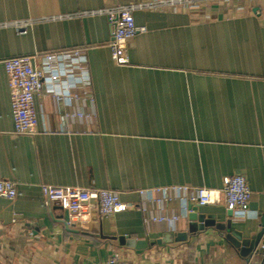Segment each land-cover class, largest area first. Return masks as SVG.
Here are the masks:
<instances>
[{"label":"crops","instance_id":"0c3cea01","mask_svg":"<svg viewBox=\"0 0 264 264\" xmlns=\"http://www.w3.org/2000/svg\"><path fill=\"white\" fill-rule=\"evenodd\" d=\"M135 1L0 0V21ZM134 17L147 30L130 41L123 65L111 56L104 13L38 21L27 32L0 27V178L17 182L14 198L0 195V264H105L114 252L132 264H247L252 256L250 264H264L256 247L226 238L249 239L264 219V0L138 8ZM72 48L87 55L93 99L58 102L43 88L36 130L15 133L3 59ZM236 173L252 191L249 216L235 218L224 196L198 205L221 227L190 220L177 198L156 203L138 192L180 183L221 189ZM44 183L111 188L146 210L97 212V224L70 230ZM160 214L180 217L152 219ZM182 231L187 237L176 239Z\"/></svg>","mask_w":264,"mask_h":264},{"label":"built area","instance_id":"2783aa9c","mask_svg":"<svg viewBox=\"0 0 264 264\" xmlns=\"http://www.w3.org/2000/svg\"><path fill=\"white\" fill-rule=\"evenodd\" d=\"M220 1L229 0H142L118 3L93 10L73 12H53L48 14L28 15L15 19L0 21L1 26L11 25L18 32H27L38 21H50L73 17H83L93 13L107 15L111 25L112 38L109 41L111 56L117 64L129 62L128 47L138 32L147 30L145 25L135 21L134 10L138 8L198 7ZM243 6H239L242 8ZM10 91L14 120V131L18 134H29L36 130L38 124L35 106V95L46 88L59 101H70L82 96L93 99L92 80L87 64V55L81 48L61 51L8 56L3 59ZM66 117H94L92 112L75 111L64 114ZM42 191L49 202L55 203L68 213V224L82 226L92 220L95 210L103 216L124 211L131 207L146 210V205L125 202L119 192L111 188L95 186L55 185L44 183ZM138 192L152 202L160 203L169 198H177L182 202L183 210L191 211L190 205L219 203L222 196L226 207L235 218H245L250 214L252 191L243 173L226 175L221 189L190 184L162 185L141 188ZM0 195L14 198L17 195V182L0 178ZM178 214H160L152 217L154 221L174 222ZM253 256L248 261L250 264ZM105 264H132L114 252Z\"/></svg>","mask_w":264,"mask_h":264},{"label":"water","instance_id":"95a60500","mask_svg":"<svg viewBox=\"0 0 264 264\" xmlns=\"http://www.w3.org/2000/svg\"><path fill=\"white\" fill-rule=\"evenodd\" d=\"M190 208H191V211L189 213V218L190 220H195V221H199V222H203L205 225H216L218 227H221V223H217L215 221V219H211V216H208L206 215L205 213L203 212H200L198 211V206L197 205H190ZM92 218L94 219L93 223H92V226H94L95 224L98 223L97 221V211H93L92 212ZM64 223H66L67 227L70 229V230H74L72 228L69 227L68 225V213L66 212L64 218L61 219ZM225 226V224H224ZM196 226L193 227V229L195 228ZM93 228V227H92ZM199 226H197L195 228V230H198ZM230 233V232H229ZM187 237V232H179L177 234V237L176 239L178 240H181V239H185ZM226 238L228 240H230L235 246L237 247H241L242 245L243 246H248V244H250V247H256V249H258L260 252H263L264 253V219H262V228L257 232L255 233L254 235H252V237H250L249 239H241V237H239L238 234H235L234 232L231 231L230 234H228L226 236ZM262 243L261 246H259V244ZM243 248V247H242Z\"/></svg>","mask_w":264,"mask_h":264}]
</instances>
